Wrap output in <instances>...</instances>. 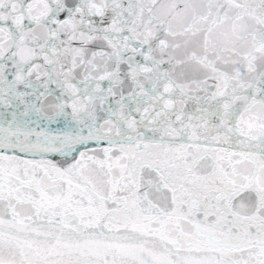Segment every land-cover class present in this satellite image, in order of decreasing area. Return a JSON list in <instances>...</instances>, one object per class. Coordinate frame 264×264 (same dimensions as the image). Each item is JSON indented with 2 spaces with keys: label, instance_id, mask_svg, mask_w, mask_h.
Returning a JSON list of instances; mask_svg holds the SVG:
<instances>
[{
  "label": "snow or ice",
  "instance_id": "snow-or-ice-1",
  "mask_svg": "<svg viewBox=\"0 0 264 264\" xmlns=\"http://www.w3.org/2000/svg\"><path fill=\"white\" fill-rule=\"evenodd\" d=\"M0 264H264V0H0Z\"/></svg>",
  "mask_w": 264,
  "mask_h": 264
}]
</instances>
